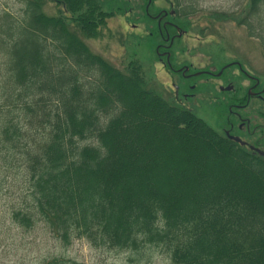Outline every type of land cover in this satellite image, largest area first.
<instances>
[{
  "label": "trees",
  "instance_id": "obj_1",
  "mask_svg": "<svg viewBox=\"0 0 264 264\" xmlns=\"http://www.w3.org/2000/svg\"><path fill=\"white\" fill-rule=\"evenodd\" d=\"M250 1L252 18L264 0ZM109 18L98 0H25L18 16L0 13L9 220L41 224L64 248L84 240L156 248L172 264H264V156L150 90L138 61L118 69L92 53L85 41Z\"/></svg>",
  "mask_w": 264,
  "mask_h": 264
},
{
  "label": "rangeland",
  "instance_id": "obj_2",
  "mask_svg": "<svg viewBox=\"0 0 264 264\" xmlns=\"http://www.w3.org/2000/svg\"><path fill=\"white\" fill-rule=\"evenodd\" d=\"M24 1L0 0V13L6 11L18 16ZM152 1L155 7L168 8L173 3L178 14L183 7L191 9L189 15L178 16L175 21L186 35L173 45L172 69L185 65L190 71L216 73L227 64L236 63L241 70L232 66L217 79L197 76L188 80L171 72L158 60V34L154 23L144 15L145 0H98L110 18L101 38L87 40L86 45L92 53L118 69H123L131 59L138 61L150 90L168 102L181 101L183 107L223 137L219 125L232 93L222 92L218 87L227 83L245 87L246 79L241 71L258 81V90L264 93V6L256 17L249 18L250 0ZM58 10L55 3H49L44 9L49 16L56 15ZM251 32L255 35H250ZM187 93L193 96L184 101ZM244 115L250 116L251 125L258 119L264 125V94L261 101L250 103ZM256 138L264 140V128L255 133L254 139H247L251 143ZM13 197L14 194L5 189L0 192V264H44L54 259L63 260L65 264H172L166 254L156 248H145L135 254L96 249L84 240H74L64 248L41 224L29 231L16 227L6 214L13 205Z\"/></svg>",
  "mask_w": 264,
  "mask_h": 264
},
{
  "label": "flooded vegetation",
  "instance_id": "obj_3",
  "mask_svg": "<svg viewBox=\"0 0 264 264\" xmlns=\"http://www.w3.org/2000/svg\"><path fill=\"white\" fill-rule=\"evenodd\" d=\"M146 4L144 5V15L146 18L151 20L155 25V30L158 34V44L156 47V54L158 56V60L171 72L174 74H178L183 79H192L197 76H205L210 78H220L229 67H237L240 69L238 64H227L222 67V70L216 73H210L208 71H190V68L187 66H182L180 69H172L171 68V59L172 53L171 50L175 41L180 40L186 34V32L178 26L175 22L179 16L178 11L175 9L173 3H170L168 8L164 6L155 7V4L152 0H145ZM154 8L153 11L150 9ZM235 62V61H234ZM198 73V74H197ZM242 77L246 79V86L244 84L241 86H235L232 83H227L226 86H219L218 89L222 92L232 93L230 99L226 104V115L222 124L219 125V131L223 135V137H233L235 139L240 140L243 143V148L252 153L261 155L262 148H264V140L256 138L253 142H249L247 138L254 139L255 133L263 130L264 125L262 122H258L251 125L253 122L249 117L244 115V111L248 109L250 103L252 101H261L262 100V90H258L259 83L255 81L252 77L240 71ZM249 83V84H248ZM228 85V86H227ZM226 88L229 90L226 91ZM191 89V91H193ZM185 94L184 101H187V98L192 97L193 93ZM178 104L182 105V102L178 101ZM263 140V141H262Z\"/></svg>",
  "mask_w": 264,
  "mask_h": 264
},
{
  "label": "water",
  "instance_id": "obj_4",
  "mask_svg": "<svg viewBox=\"0 0 264 264\" xmlns=\"http://www.w3.org/2000/svg\"><path fill=\"white\" fill-rule=\"evenodd\" d=\"M227 90H229V88H227L226 91H227ZM228 139L231 140V141L236 142V143L239 144L240 146L243 145V143H242L240 140H238V139H235V138H233V137H228Z\"/></svg>",
  "mask_w": 264,
  "mask_h": 264
}]
</instances>
